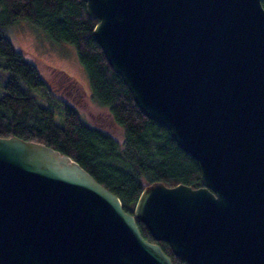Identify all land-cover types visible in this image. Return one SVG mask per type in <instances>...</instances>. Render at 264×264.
Here are the masks:
<instances>
[{"label": "water", "instance_id": "obj_1", "mask_svg": "<svg viewBox=\"0 0 264 264\" xmlns=\"http://www.w3.org/2000/svg\"><path fill=\"white\" fill-rule=\"evenodd\" d=\"M141 112L201 185L147 183L134 208L78 161L0 136V264H264V0H85Z\"/></svg>", "mask_w": 264, "mask_h": 264}, {"label": "trees", "instance_id": "obj_2", "mask_svg": "<svg viewBox=\"0 0 264 264\" xmlns=\"http://www.w3.org/2000/svg\"><path fill=\"white\" fill-rule=\"evenodd\" d=\"M19 20H28L55 42L75 45L93 99L109 110L123 130L121 137L86 122L75 106L52 96L37 65L7 34ZM97 22L88 15L85 0H0V71L4 73L0 75V136L15 135L70 155L116 193L127 212L133 213L147 183L199 187L201 175L197 162L170 131L141 112L93 35ZM59 70L65 86L83 89L74 77ZM43 95L57 109L43 105ZM57 110L62 114L60 123L55 120ZM136 221L142 235L159 243L173 264H188L174 254L168 242L156 240L141 220Z\"/></svg>", "mask_w": 264, "mask_h": 264}, {"label": "rangeland", "instance_id": "obj_3", "mask_svg": "<svg viewBox=\"0 0 264 264\" xmlns=\"http://www.w3.org/2000/svg\"><path fill=\"white\" fill-rule=\"evenodd\" d=\"M7 34L14 45L25 51L27 58L37 65L52 96L75 106L86 122L102 126L117 137H121L123 130L114 122L109 110L93 99L88 74L79 59L75 45L53 41L28 20H19L12 24ZM59 69L74 77L83 89L65 86L66 81L60 76ZM0 75L4 76V73L0 71ZM2 90L0 86V95ZM34 92L40 94V91ZM42 100L43 105H51L57 109L46 100L45 95ZM55 120L57 123L62 120L59 110L56 111Z\"/></svg>", "mask_w": 264, "mask_h": 264}, {"label": "flooded vegetation", "instance_id": "obj_4", "mask_svg": "<svg viewBox=\"0 0 264 264\" xmlns=\"http://www.w3.org/2000/svg\"><path fill=\"white\" fill-rule=\"evenodd\" d=\"M94 125L98 126L97 124H94ZM101 127H102V126H101Z\"/></svg>", "mask_w": 264, "mask_h": 264}]
</instances>
